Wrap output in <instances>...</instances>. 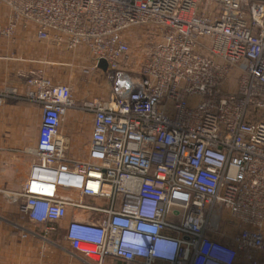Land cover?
Here are the masks:
<instances>
[{"label":"built area","instance_id":"built-area-1","mask_svg":"<svg viewBox=\"0 0 264 264\" xmlns=\"http://www.w3.org/2000/svg\"><path fill=\"white\" fill-rule=\"evenodd\" d=\"M2 3L0 38L32 30L55 48H85L111 80L105 99L76 104L41 71L27 78L40 124L16 195L22 216L46 232L68 207L96 214L65 229L71 250L93 264H264V1ZM133 29L154 41L139 61ZM70 110L91 119L81 157L60 135ZM137 231L147 245L135 253L121 240Z\"/></svg>","mask_w":264,"mask_h":264},{"label":"crops","instance_id":"crops-1","mask_svg":"<svg viewBox=\"0 0 264 264\" xmlns=\"http://www.w3.org/2000/svg\"><path fill=\"white\" fill-rule=\"evenodd\" d=\"M8 14L0 0V26L6 23ZM86 59L91 60L89 64L93 61L85 48L76 52L55 48L50 42L39 41L32 30L17 29L11 37L0 38V93L10 94L0 105V264H93L71 250L65 229L71 221L95 220L96 214L68 207L55 230L45 232V226H34L20 214L16 199L28 178L40 124L39 107L25 97L27 78L41 71L59 84L73 75V68L82 67ZM108 93L105 88L93 90L82 100L76 99V103L103 100ZM64 120L66 126L61 125L60 135L71 148L70 156L78 157L72 148L83 152L91 131L90 116L70 110ZM66 195L77 199L76 192ZM83 201L104 205L103 201L91 198ZM103 264L125 263L107 258Z\"/></svg>","mask_w":264,"mask_h":264},{"label":"rangeland","instance_id":"rangeland-1","mask_svg":"<svg viewBox=\"0 0 264 264\" xmlns=\"http://www.w3.org/2000/svg\"><path fill=\"white\" fill-rule=\"evenodd\" d=\"M153 43L154 41L152 38L145 39V36L143 37L141 30L133 29L130 35V47L133 60L137 59V61H139L141 52H143L144 49L152 48ZM89 61L86 59V62H83L82 67L78 66L73 68V70H75L73 75H70L65 82L59 81V84L67 85L71 88L75 103L77 102L76 99L85 98V96L90 94L93 90H101L104 88L110 90L111 88L109 73L104 72L102 69H92L93 61L90 64L88 63ZM64 124H66L65 120L63 121L62 126ZM70 150L71 148L68 145V153ZM72 150V152L77 154L76 156L78 157H81L83 154V152L78 153L76 147L72 148Z\"/></svg>","mask_w":264,"mask_h":264},{"label":"clouds","instance_id":"clouds-1","mask_svg":"<svg viewBox=\"0 0 264 264\" xmlns=\"http://www.w3.org/2000/svg\"><path fill=\"white\" fill-rule=\"evenodd\" d=\"M122 244H125L128 249L138 253V249L144 248L147 245V239L142 232L126 233L122 235ZM174 249V245L171 248ZM153 250L155 252L161 251V246L158 242L153 243ZM138 255V254H137Z\"/></svg>","mask_w":264,"mask_h":264},{"label":"water","instance_id":"water-1","mask_svg":"<svg viewBox=\"0 0 264 264\" xmlns=\"http://www.w3.org/2000/svg\"><path fill=\"white\" fill-rule=\"evenodd\" d=\"M262 1H264V0H262Z\"/></svg>","mask_w":264,"mask_h":264}]
</instances>
